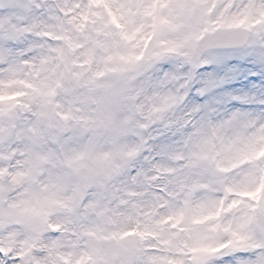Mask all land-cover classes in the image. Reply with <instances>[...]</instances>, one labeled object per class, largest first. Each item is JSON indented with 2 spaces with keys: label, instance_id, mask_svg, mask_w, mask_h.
Wrapping results in <instances>:
<instances>
[{
  "label": "snow or ice",
  "instance_id": "1",
  "mask_svg": "<svg viewBox=\"0 0 264 264\" xmlns=\"http://www.w3.org/2000/svg\"><path fill=\"white\" fill-rule=\"evenodd\" d=\"M0 264H264V0H0Z\"/></svg>",
  "mask_w": 264,
  "mask_h": 264
}]
</instances>
